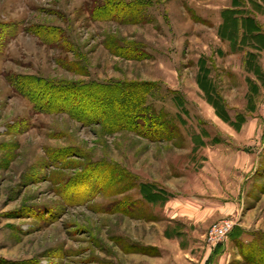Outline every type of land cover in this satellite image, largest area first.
Wrapping results in <instances>:
<instances>
[{"label":"rangeland","instance_id":"rangeland-1","mask_svg":"<svg viewBox=\"0 0 264 264\" xmlns=\"http://www.w3.org/2000/svg\"><path fill=\"white\" fill-rule=\"evenodd\" d=\"M232 1L0 0V264H264V46L221 34ZM237 3L264 32V0ZM7 74L139 84V120L173 134L35 111Z\"/></svg>","mask_w":264,"mask_h":264},{"label":"trees","instance_id":"trees-1","mask_svg":"<svg viewBox=\"0 0 264 264\" xmlns=\"http://www.w3.org/2000/svg\"><path fill=\"white\" fill-rule=\"evenodd\" d=\"M237 1L238 0L232 1V5L235 6V8H226V10H223L222 12V22L220 24L221 34H223L225 38L229 39L231 48H234V46L236 45V41L239 38L242 41L243 36H247L251 41L253 40L252 42L256 43L260 47L264 46V32L260 30V26H258L253 17L244 15L243 10H239V8H237ZM136 4L137 2L135 1H132L131 4H127L126 7L129 12H127L126 10L127 13L125 12L123 16H128L134 13L135 9L132 10L130 9L131 7L129 8L128 6H135ZM39 28L41 29H39V31L34 30V33L41 39L47 42H52L55 32L42 26H39ZM116 50L123 57H144V53L138 50V48L134 45L117 44ZM7 77L12 85V88L19 94L27 97L28 100L32 103L33 109L35 111H64L75 117L78 113L73 110V104L74 106L75 104H77V106H82L84 108L86 103V112V110H88L87 105L89 106L91 102L93 105L99 107L97 109L98 114L100 113L101 115H104L105 113L106 115H109L110 112L111 114L113 113L110 118L111 122H109L111 131H115L118 129L133 130L149 138L161 137V135L163 136L170 132L173 134V125L167 124L164 120L154 117V121H152L153 119H148V125L146 124V121L139 120L142 117L146 118V115L141 113L142 111L140 107H135L139 111L134 110L133 106L137 105L134 99L135 93L131 94V92H129L130 90L138 87L139 84L129 85L127 83H122V85H119L106 82L63 84L55 83L43 77L29 74L23 76L7 74ZM90 85L97 87L100 90L97 91L95 89H91ZM69 95L73 96L68 97ZM49 101H56V105L50 107ZM64 101H71L75 103L62 107L61 104ZM215 107L217 106L215 105ZM130 110L133 112V114L126 115V111L130 113ZM114 111L116 112L115 114ZM140 113L143 115H141ZM158 113L161 114V112ZM77 117L79 119V116ZM223 117L228 120V117L225 114ZM81 176L82 175H80L79 177ZM142 189L145 190L143 191L144 197H146L149 201H154L161 197L153 193V191L151 190L152 187L150 185H143ZM138 249L141 250L143 249V247H138Z\"/></svg>","mask_w":264,"mask_h":264},{"label":"built area","instance_id":"built-area-1","mask_svg":"<svg viewBox=\"0 0 264 264\" xmlns=\"http://www.w3.org/2000/svg\"><path fill=\"white\" fill-rule=\"evenodd\" d=\"M230 229V223L223 222L221 224H214L210 229H209V235L212 237L214 235L217 238H224L227 236L228 232Z\"/></svg>","mask_w":264,"mask_h":264}]
</instances>
